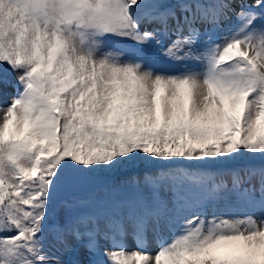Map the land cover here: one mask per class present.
Returning a JSON list of instances; mask_svg holds the SVG:
<instances>
[{
  "label": "snow or ice",
  "instance_id": "6c2138e0",
  "mask_svg": "<svg viewBox=\"0 0 264 264\" xmlns=\"http://www.w3.org/2000/svg\"><path fill=\"white\" fill-rule=\"evenodd\" d=\"M8 70L0 264H264V0H0Z\"/></svg>",
  "mask_w": 264,
  "mask_h": 264
},
{
  "label": "rangeland",
  "instance_id": "374dc122",
  "mask_svg": "<svg viewBox=\"0 0 264 264\" xmlns=\"http://www.w3.org/2000/svg\"><path fill=\"white\" fill-rule=\"evenodd\" d=\"M233 22H234V17L232 21L225 22L224 29L221 32H218L216 34L217 37H222L227 32L229 26ZM16 75L17 74H13L10 70L7 71V77L11 81V83L7 87L4 88V92L7 95L0 97V100L7 101L11 98V95L15 93ZM129 165L125 164L124 167H121L114 172L106 173L104 175L107 177V179L111 180L112 182L116 184H120L121 182L126 181L129 178H131V176L134 177L137 175H142L143 172L146 170L145 168L141 170H137L135 166L131 165V163ZM130 186L131 185L124 184L123 185L124 190L128 191ZM67 196H70V194H67ZM62 212H63V209H61V213ZM171 235L172 233L167 230L164 232L165 237L170 238ZM150 243H151L150 251L155 253L157 250L156 243L152 242L151 237H150ZM134 247L135 245L133 244L130 238L128 241V249L131 250ZM52 251L55 252V249H53ZM56 254L61 256V259L64 261V264H71L72 261H80L81 264H87L88 255H89L83 248H79L78 250L63 252L62 254L61 253H56Z\"/></svg>",
  "mask_w": 264,
  "mask_h": 264
},
{
  "label": "trees",
  "instance_id": "16d2710c",
  "mask_svg": "<svg viewBox=\"0 0 264 264\" xmlns=\"http://www.w3.org/2000/svg\"><path fill=\"white\" fill-rule=\"evenodd\" d=\"M253 162L259 164V163L264 162V161H261V159H260L259 157H256V158L253 160ZM129 164H130V163H129ZM129 164H128V165H129ZM132 164H137L138 166H146L143 162H140V161H137V162L131 163V165H132ZM122 167H124V165H123Z\"/></svg>",
  "mask_w": 264,
  "mask_h": 264
}]
</instances>
